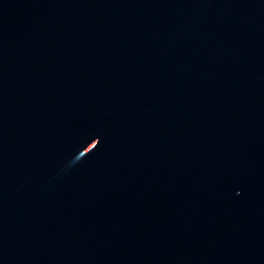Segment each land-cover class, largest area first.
I'll use <instances>...</instances> for the list:
<instances>
[{
  "label": "water",
  "instance_id": "water-1",
  "mask_svg": "<svg viewBox=\"0 0 264 264\" xmlns=\"http://www.w3.org/2000/svg\"><path fill=\"white\" fill-rule=\"evenodd\" d=\"M0 264H264V0H0Z\"/></svg>",
  "mask_w": 264,
  "mask_h": 264
}]
</instances>
